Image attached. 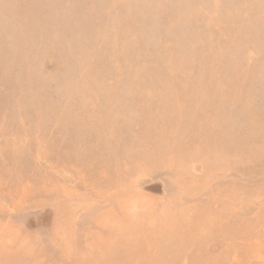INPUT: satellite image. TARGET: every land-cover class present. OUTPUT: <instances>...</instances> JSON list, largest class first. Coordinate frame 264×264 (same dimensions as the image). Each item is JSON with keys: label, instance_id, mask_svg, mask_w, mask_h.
<instances>
[{"label": "rangeland", "instance_id": "374dc122", "mask_svg": "<svg viewBox=\"0 0 264 264\" xmlns=\"http://www.w3.org/2000/svg\"><path fill=\"white\" fill-rule=\"evenodd\" d=\"M0 264H264V0H0Z\"/></svg>", "mask_w": 264, "mask_h": 264}]
</instances>
